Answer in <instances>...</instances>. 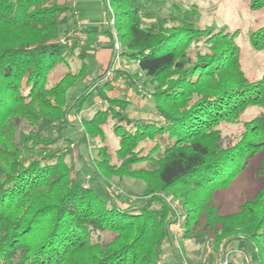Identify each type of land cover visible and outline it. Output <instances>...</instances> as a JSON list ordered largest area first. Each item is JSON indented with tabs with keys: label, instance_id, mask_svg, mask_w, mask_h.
<instances>
[{
	"label": "trees",
	"instance_id": "16d2710c",
	"mask_svg": "<svg viewBox=\"0 0 264 264\" xmlns=\"http://www.w3.org/2000/svg\"><path fill=\"white\" fill-rule=\"evenodd\" d=\"M72 1L0 0V264H187L173 254V212L161 194L182 202L183 237L203 243L209 233L224 248L248 242L242 263L264 264V76L250 80L242 72L238 30L200 28L188 14L143 25L141 0H109L123 55L147 80L152 113L133 116L128 99L107 94L108 82L97 86L103 105L80 124L96 143L91 180L100 193L83 186L69 152L51 150L54 140L38 130L47 125L59 133L70 124L68 110L80 111L90 96L85 86L67 99L87 54L78 41L60 42ZM250 6L259 9L264 0ZM200 42L208 50L191 57L188 50ZM249 42L264 49V24ZM74 54L78 70L51 84V71ZM251 107L260 111L233 139L222 133L221 123ZM259 153L256 190L237 209L221 212L215 194ZM126 176L142 180L148 196L121 206L101 179Z\"/></svg>",
	"mask_w": 264,
	"mask_h": 264
},
{
	"label": "rangeland",
	"instance_id": "374dc122",
	"mask_svg": "<svg viewBox=\"0 0 264 264\" xmlns=\"http://www.w3.org/2000/svg\"><path fill=\"white\" fill-rule=\"evenodd\" d=\"M77 1V11L79 15L75 16V11L71 13L70 18H72L73 21L72 23L70 21V27L68 29L76 28L77 21H75V19L78 17L79 21L80 19L87 21L84 24L85 26L82 25L83 22L81 23L83 33L86 34L90 32L87 29L90 27L93 28V25L101 29L105 28L104 33L109 36L110 43L101 44V41H96L92 47L95 49L101 47L100 51L96 52L88 45L90 40H88L85 35L84 43L87 45L84 46V43H80L85 47L87 52L84 58L86 64L85 70L69 88L67 99L70 100L77 97L85 86L88 87L86 91L90 96L84 102L80 111L76 112L75 108L68 110L67 118L70 124L59 133H57L55 129L47 127V125H41L38 130L40 133L46 134L54 140L50 145L51 150L69 152L70 157L68 159L75 161L76 168L80 170V177L83 180L84 187L90 185L97 189V191H100V193H103L102 189L97 186L96 181L91 180L93 175L91 165L93 164L92 159L96 156V143L84 132L80 124V117L91 114L96 107H102L103 102H101L98 95H96V88L98 85L101 86L104 82H108L110 85V89L107 90L108 95H115L129 100L130 104L127 108V112L133 116H146L147 114H151L152 98L149 94L148 85L146 84L147 80L143 77L142 73L139 75L137 73L138 71L135 70L138 68L137 63L126 59L123 55L125 49L123 47V39L120 36L116 39L120 47L118 58L116 62H114L110 74H105V71L110 67L112 56L115 52L114 36L107 23V17L112 16L114 10L113 4L110 3L108 7L104 0ZM250 1L251 0H141L140 15L143 25L157 22L167 23L171 18H179L183 14H188L195 25L200 28L213 27L217 29L222 27L228 31L238 30L234 41L239 45L240 49V68L247 78L254 80L264 76V49L259 51L253 49L249 42V34L253 29L264 24V6L259 9H254L250 6ZM73 8L76 10L74 6ZM107 10H109L110 13H108ZM107 30L110 33L107 32ZM110 35H112V38ZM109 46L111 47L110 61L101 70L99 67V58H101L102 55L99 53L101 51L103 52V50ZM207 50V44L200 42L193 44L188 50V53L191 57H194V54ZM123 59L128 62L127 65L128 69L132 72L130 73L131 75H128L127 72L118 67V65H121V67L123 66ZM80 65V59L77 57V54H74L70 58L69 63L57 65L51 71L49 75L50 83L56 82L67 70L76 72ZM119 72L122 73H120L122 76L120 84H117L113 78L114 75H119ZM96 76L99 78L96 79ZM75 101L76 98L71 105ZM259 111V108L251 107L246 110L237 121L232 123H221L220 129L222 133L226 134L228 138L233 139L234 135L242 130V122L250 119ZM22 134L23 133L17 135L19 139L23 137L24 134ZM107 135L110 136V133L108 132ZM109 138L112 137L110 136ZM260 156L261 153L252 159L246 171L243 172L228 189L215 194V199L220 205L221 212L237 209L238 204L245 198L250 197L256 190L259 184L256 170ZM101 180L103 185L107 188L106 190H108L116 200H119L121 206L138 203L143 200L144 197L148 196L145 194L144 182L138 178L126 176L122 179L113 177ZM161 195L167 204L169 203L168 201H170L182 205L181 201L172 197L170 194ZM172 221L173 218L170 223V231L173 226ZM175 241L174 238L173 241L171 240L173 254L183 258L187 264H214L222 256L227 260V263L232 260L239 264H243L242 258H244V255L248 257L250 251L248 242H243L241 240L230 242L226 248H224L221 243L214 245L209 233L207 234L205 242L196 243L189 238L183 237V227L177 244ZM171 255V251L166 247L165 257L168 261L171 260Z\"/></svg>",
	"mask_w": 264,
	"mask_h": 264
},
{
	"label": "built area",
	"instance_id": "2783aa9c",
	"mask_svg": "<svg viewBox=\"0 0 264 264\" xmlns=\"http://www.w3.org/2000/svg\"><path fill=\"white\" fill-rule=\"evenodd\" d=\"M104 2L109 7V0H104ZM73 11H75V13H74L75 16L79 15L78 11L74 10V8L72 9V12ZM107 11H108V13H110L109 10H107ZM76 21H77L76 28L70 29L60 39V42L64 45H66L67 47H71L75 41H78L81 44L84 43L85 36H84V33L82 32L81 22L79 21L78 17H77ZM107 23L109 25L110 31L112 32V34L114 36V49H115V52L113 53V56H112L110 67L105 71V74L109 75L111 69L113 68L114 62H116V60L118 58V54L120 52V47L116 41L117 37H116L114 29H113V16L107 17ZM168 202H169L168 203L169 206L171 207V209L173 210V213H174L173 214V221H172L173 226L171 228L172 230L170 231L171 240L173 241V238H174V240H176L175 243L177 244L178 238L181 235L182 225H183V222L185 219L184 209H183L182 205L177 203V202H170V201H168ZM244 260H245V262H248V258L245 255H244ZM214 264H227V260L222 256Z\"/></svg>",
	"mask_w": 264,
	"mask_h": 264
},
{
	"label": "crops",
	"instance_id": "0c3cea01",
	"mask_svg": "<svg viewBox=\"0 0 264 264\" xmlns=\"http://www.w3.org/2000/svg\"><path fill=\"white\" fill-rule=\"evenodd\" d=\"M72 4H73V6L76 8V10H77V6H78V1L77 0H73V2H72ZM79 10V9H78ZM81 18V17H80ZM70 21H71V23H72V18H70V20H69V23H70ZM75 21H76V19H75ZM80 21H81V23H82V25H84L87 21H85V20H81L80 19ZM85 26V25H84ZM87 26V25H86ZM91 26V25H90ZM94 27L93 28H89V29H87V30H89L90 32H88V33H84V36L86 35V38L88 39V40H90L89 42L90 43H88V45L94 50V51H96V52H98V51H100V48L101 47H99V49H95V48H93L92 46H93V44L96 42V41H101V44L102 43H107V44H109L110 42H109V36L108 35H106L105 33H104V31H105V28H103V29H101V28H99V27H97V26H95V25H93ZM84 46L85 45H87L86 43H84L83 44ZM110 46L109 47H107V48H105L104 50H103V52L101 51L99 54L100 55H102V57L101 58H99L100 60H99V67H100V69L102 70L107 64H108V62L110 61V55H111V51H110ZM122 65L124 66H122L121 67V65H118V67H120L121 69H123L125 72H127L128 73V75L130 74V73H132L129 69H128V62L125 60V59H123L122 60ZM115 70H116V68H115ZM136 71H138L137 73L140 75L141 74V71L139 70V68H137V69H135ZM117 71V70H116ZM121 72H119V75H114V81L117 83V84H120V81H121V74H120ZM131 75V74H130Z\"/></svg>",
	"mask_w": 264,
	"mask_h": 264
}]
</instances>
